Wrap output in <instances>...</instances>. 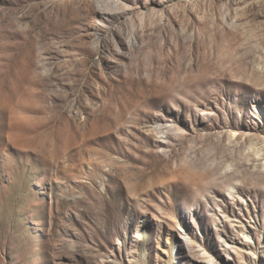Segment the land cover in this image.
Listing matches in <instances>:
<instances>
[{"label": "rangeland", "instance_id": "rangeland-1", "mask_svg": "<svg viewBox=\"0 0 264 264\" xmlns=\"http://www.w3.org/2000/svg\"><path fill=\"white\" fill-rule=\"evenodd\" d=\"M0 264H264V0H0Z\"/></svg>", "mask_w": 264, "mask_h": 264}]
</instances>
